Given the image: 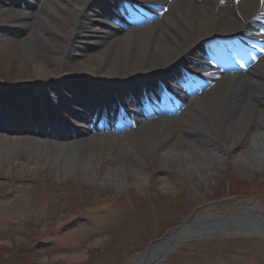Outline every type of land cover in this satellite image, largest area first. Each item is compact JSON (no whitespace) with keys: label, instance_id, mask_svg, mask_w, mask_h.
I'll return each mask as SVG.
<instances>
[{"label":"rangeland","instance_id":"1","mask_svg":"<svg viewBox=\"0 0 264 264\" xmlns=\"http://www.w3.org/2000/svg\"><path fill=\"white\" fill-rule=\"evenodd\" d=\"M27 10L30 13L31 5ZM4 19L0 17V112L16 109L4 103L5 96L31 105L32 111L23 112L29 127L45 125L59 115L61 123L53 133L45 127L40 137L0 130V264H128L198 207L220 202L235 210L246 201L264 207V167L242 160L234 164L232 158L218 172L202 176L187 166L186 157L184 162L179 155L149 158L152 146L140 134L159 131V147L180 133L177 116L156 110L142 113L138 120L129 114L131 124L123 133L90 132L76 120L70 113L76 111L70 104L74 95L116 93V83L134 75L127 63L114 77L107 76V64L74 70L100 53L103 36L81 41L63 61L52 43H43L28 56L20 39H26L30 29ZM83 84H93L95 90L83 89ZM163 121H171L173 129L161 132ZM124 135H129L128 141ZM126 142L132 149L125 148ZM210 142L217 150H228L216 138ZM62 146L64 154L74 150L84 156L73 158L72 168L62 166L54 160ZM91 147L100 150L93 162L95 178L81 162ZM244 148L242 143L235 150ZM114 171L117 176H110ZM256 215L264 218V212ZM163 264H264V238L221 236L189 242Z\"/></svg>","mask_w":264,"mask_h":264},{"label":"bare ground","instance_id":"2","mask_svg":"<svg viewBox=\"0 0 264 264\" xmlns=\"http://www.w3.org/2000/svg\"><path fill=\"white\" fill-rule=\"evenodd\" d=\"M241 1V4L233 5L237 6L235 9L240 13L249 14L257 21L255 15L259 8L256 5H248L259 2L264 7V0ZM95 2L101 6L108 3L107 0H43L39 8L31 14L12 9L11 14L15 15L12 17L16 18V24L30 29L26 30L29 31L28 37L20 39L22 52L30 56L43 43H52L60 51L59 60L63 61V57H67L83 44L81 41L100 39V34L106 39L107 35H102L105 33L102 31L103 26L96 24L97 18L92 15ZM228 3H231V7L233 1L226 2ZM198 8L202 9L199 11ZM222 8L220 0H199V5L195 0H173L170 12L162 15L157 23L133 30L121 37L107 36L109 40L102 42L98 55L87 58L73 68L82 72L87 68H101L107 64L108 77L116 76L118 71L125 67V63L131 67L134 76L144 71L149 73L157 68L169 69L180 58L196 50L201 40L210 37L215 31L222 30L223 24L228 20L227 11L230 9ZM230 12L233 13L234 9ZM260 14H264V8ZM55 33L60 38L55 39ZM253 70L244 76L223 77L209 92L192 99L183 116L177 118L180 133L174 139H169L158 147L157 138L162 136L159 131H145L140 134L139 138L152 146L149 158L154 160L157 155H179L180 160L184 162L186 157L187 166L200 170L202 176L218 172L220 167L232 158L235 159L234 164L242 160L263 168L264 58ZM83 87L86 90L92 88L87 85ZM131 92L133 94L134 91ZM77 100L88 104L81 98ZM23 101L21 102L24 105ZM25 106L31 108V105ZM88 108L90 107L87 106ZM2 117L0 114V120ZM162 123L161 132L166 133L173 129L171 121ZM128 137L129 135H126L124 141H128ZM212 138L222 141L228 150H217L210 142ZM242 143H245L244 150L236 151L235 147ZM36 145L39 148V144ZM63 146L54 160L62 166L72 168L73 158L84 155H78L74 150L64 154ZM124 146L132 149L129 142ZM98 149L91 147L84 153L86 156L81 161L84 162L85 171L92 178L97 176L93 162L99 159ZM189 155L194 156V159L189 158ZM115 172L110 176H117Z\"/></svg>","mask_w":264,"mask_h":264},{"label":"water","instance_id":"3","mask_svg":"<svg viewBox=\"0 0 264 264\" xmlns=\"http://www.w3.org/2000/svg\"><path fill=\"white\" fill-rule=\"evenodd\" d=\"M216 211L218 214H211ZM255 210L231 212L220 203H210L192 211L177 227L166 231L157 240L138 254L128 264H162L175 247L190 241L205 240L210 237H260L264 236V219L254 214ZM225 213L226 215H221Z\"/></svg>","mask_w":264,"mask_h":264}]
</instances>
